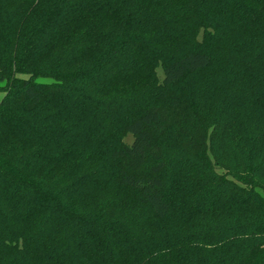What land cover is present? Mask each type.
Wrapping results in <instances>:
<instances>
[{
  "label": "trees",
  "instance_id": "trees-1",
  "mask_svg": "<svg viewBox=\"0 0 264 264\" xmlns=\"http://www.w3.org/2000/svg\"><path fill=\"white\" fill-rule=\"evenodd\" d=\"M0 93V264H264V0H0Z\"/></svg>",
  "mask_w": 264,
  "mask_h": 264
},
{
  "label": "rangeland",
  "instance_id": "rangeland-1",
  "mask_svg": "<svg viewBox=\"0 0 264 264\" xmlns=\"http://www.w3.org/2000/svg\"><path fill=\"white\" fill-rule=\"evenodd\" d=\"M40 81H42V82H49L48 80H40ZM3 96H4V94L3 93H0V101H1V99H2ZM173 135L174 134H172L171 137ZM170 138L167 139L166 148H167L168 151H170L172 153V152H174V147H173V141ZM129 140H130V137H128L126 139V141H129ZM216 153L220 157H222V159H224L225 161H230L233 158V154L226 152L225 148L224 149H222V148L221 149H218ZM181 154H184V153H181ZM177 155H179V152L173 153L172 155H170V157L172 158V160H174L175 157H177ZM189 160H191V159H189ZM225 223L228 224V225H230L231 227L234 226V224H235L232 220H230V219L227 220L226 219V220H223V222H220V225L222 226Z\"/></svg>",
  "mask_w": 264,
  "mask_h": 264
}]
</instances>
